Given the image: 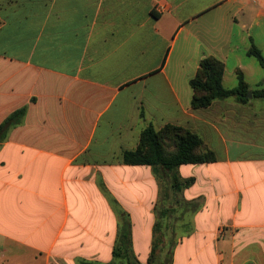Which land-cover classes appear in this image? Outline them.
<instances>
[{
    "label": "crops",
    "instance_id": "obj_1",
    "mask_svg": "<svg viewBox=\"0 0 264 264\" xmlns=\"http://www.w3.org/2000/svg\"><path fill=\"white\" fill-rule=\"evenodd\" d=\"M252 44L264 53V0H0V125L25 108L0 134V264H129L112 253L120 217L134 258L151 250L167 189L181 208L160 264H264V99L190 105L208 56L224 88L241 71L264 89ZM167 124L216 157L181 165L193 183L176 193L122 162Z\"/></svg>",
    "mask_w": 264,
    "mask_h": 264
},
{
    "label": "trees",
    "instance_id": "obj_2",
    "mask_svg": "<svg viewBox=\"0 0 264 264\" xmlns=\"http://www.w3.org/2000/svg\"><path fill=\"white\" fill-rule=\"evenodd\" d=\"M246 55L256 60L258 65L264 69V53L255 45H251ZM224 65L216 58L208 56L202 59L194 77L189 81L192 90L191 108L205 109L215 101L234 98L238 103L247 102L249 87L245 82L241 71L236 72L237 85L231 89L224 88L222 84ZM252 97L264 99V89L251 92ZM25 114V108H21L9 115L0 125V134L7 129L19 124ZM216 161L215 154L206 146L202 138L190 130L167 124L156 130L152 125H147L140 133L139 142L134 151H125L122 155V162L129 166H149L155 174L163 171L170 178L172 192H180L188 188L193 179L181 180L178 176V168L186 164H205ZM168 211H160V216L154 224V233L160 228V221L163 220ZM120 219H127L125 225L119 226L116 245L113 248L114 258H121L129 264H139L134 258L130 249V223L126 216ZM158 239L156 238L148 255L147 261L151 262L157 252ZM168 257V254H167ZM81 264H96L83 262ZM168 264V263H161Z\"/></svg>",
    "mask_w": 264,
    "mask_h": 264
},
{
    "label": "rangeland",
    "instance_id": "obj_3",
    "mask_svg": "<svg viewBox=\"0 0 264 264\" xmlns=\"http://www.w3.org/2000/svg\"><path fill=\"white\" fill-rule=\"evenodd\" d=\"M259 67V66H258ZM259 69V68H258ZM260 72L262 75H264V69H261ZM250 77L252 76V80L254 79H259L260 75H249ZM252 82V81H251ZM167 189V187H166ZM167 199L163 201H157L154 207V224L157 221V219L160 216V207H168L169 205H172L175 208V211L166 213L167 214V219H161L160 221V228L157 231V233H154V224L152 226V234L154 237V240L157 238L159 239L161 235L162 236V241L161 243H157V252L155 258L148 263L147 257L149 255L150 250L143 249L142 247L139 248L136 251V261L144 260L146 264H160L161 261H164L165 254L168 252L167 248L169 247L168 241L171 236V230L172 228H175L177 225L176 223V216L178 215L180 208H181V203L180 199L178 198V195H172L170 191L167 189L166 191ZM127 219H120V226L125 225ZM151 249V248H150ZM146 259V260H145Z\"/></svg>",
    "mask_w": 264,
    "mask_h": 264
},
{
    "label": "water",
    "instance_id": "obj_4",
    "mask_svg": "<svg viewBox=\"0 0 264 264\" xmlns=\"http://www.w3.org/2000/svg\"><path fill=\"white\" fill-rule=\"evenodd\" d=\"M250 97H251V94H250V93H248V94H247V98H250Z\"/></svg>",
    "mask_w": 264,
    "mask_h": 264
}]
</instances>
